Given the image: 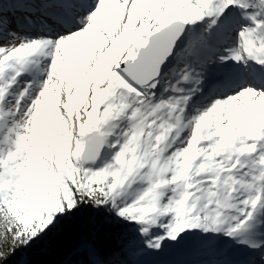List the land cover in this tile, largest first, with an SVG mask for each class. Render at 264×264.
<instances>
[{
    "label": "snow or ice",
    "instance_id": "6c2138e0",
    "mask_svg": "<svg viewBox=\"0 0 264 264\" xmlns=\"http://www.w3.org/2000/svg\"><path fill=\"white\" fill-rule=\"evenodd\" d=\"M0 264H264V0H0Z\"/></svg>",
    "mask_w": 264,
    "mask_h": 264
}]
</instances>
